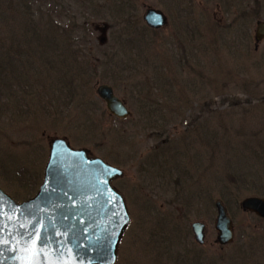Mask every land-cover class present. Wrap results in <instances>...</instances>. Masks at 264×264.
I'll return each instance as SVG.
<instances>
[{
	"label": "rangeland",
	"instance_id": "374dc122",
	"mask_svg": "<svg viewBox=\"0 0 264 264\" xmlns=\"http://www.w3.org/2000/svg\"><path fill=\"white\" fill-rule=\"evenodd\" d=\"M56 1L62 4L64 18L56 21L63 25V29L58 34L61 38H56V51L52 47L45 51L42 49L49 45L46 36H31L30 42L22 39L18 30L22 23L28 25V30L44 23L41 19L44 11L40 10L44 8L42 0H0V61L13 56L20 41L23 49L24 46L31 48L35 62L57 55V61L62 63L61 70L55 69L35 81L33 94L30 93L28 100H25L27 103L31 100L32 112L19 117L12 109L13 122L0 115V188L17 201L29 196L34 185L24 188L22 184L21 187L13 174L23 168L35 175L43 174L47 161V138L64 136L73 148H86L94 157L107 158L118 164L117 167L124 172L123 181H115L113 186L126 197L131 221L120 244L116 264H168L161 256L163 251L160 253L157 234L165 232L164 247L169 248L171 239L167 237H174L175 242L178 239L183 241L185 232L193 222L206 225V239L202 248L189 244L187 247L202 253L206 261L204 264H264V222H257L252 215L234 207L238 211L233 210L237 237L235 234L233 244L222 249L215 244L214 230L216 201L224 200L232 205L234 201L240 202L253 196V191L264 189V40L259 43L254 41L256 21L251 14L254 10L259 20L264 22V0H255L254 8L250 6V0H241V6L246 4L244 14L248 11L247 18L252 21L248 23L247 29L250 31L247 34L245 27L225 31L227 20L221 16L220 10L215 9V0H192V14L187 12L183 0H177L178 10L170 7L172 0H130L140 21L145 9L152 7L167 14L168 25L147 34L148 49L142 62H127L128 66L120 65L125 56L120 53L121 49L118 50L123 18H109L107 14L103 17L97 5V15L86 11L91 17L90 24L83 23V15L77 7L81 0ZM97 2L102 4V0ZM187 18L192 20L186 24ZM200 19L202 22L216 20L217 24L223 25L225 34H215L216 38L212 36L213 42L210 41L205 26L203 29L201 27V33L197 30L195 24ZM177 21L180 25H177ZM103 24L111 26L104 36L93 30V26L102 27ZM140 25L143 26L142 23ZM69 30L72 31L70 35L64 34ZM235 34L242 35L244 40L236 38ZM76 35L88 37L77 39L74 37ZM101 37H105L104 46L98 45ZM179 42L184 45L187 54L190 50L194 53L192 58L199 60L197 64H190L192 69H186L182 54L176 50ZM80 47L85 57L76 53ZM76 54L78 61L84 58L82 67L94 73L96 80L90 82H112L108 85L126 104L130 111L129 119L117 120L103 115L105 105L96 96L93 83L87 84L81 78L76 83H80L85 91L89 88L86 91L88 98L85 100L86 96L83 95L82 98L84 103L88 102L85 105L90 107L84 105L87 108H81L84 103L75 100L68 118L60 120L61 108L53 109L47 101L36 103L35 97H32H39V92L44 91L37 83L40 82L41 87L48 82L49 76L50 84L44 87L50 89L51 79L56 82L60 80L61 73L66 71L69 64L76 68L71 61ZM36 65L26 70L29 81H33L32 74L40 70ZM14 69L20 71L18 66ZM194 70L199 74H195ZM117 77L122 81L117 83ZM161 83L169 84L163 87ZM138 85H143L140 97L144 101L155 99L152 87L160 90L154 100L157 103L153 104L156 108L144 111V116L140 117L138 113H141V107L134 105ZM52 91L46 94L50 98L52 95L48 94H52ZM163 113L174 118V121L169 123V139L167 135V144L162 147L164 137L151 129L152 118L162 119ZM191 119L194 121L190 122ZM205 128L206 131L203 130ZM156 146L167 150L162 158H166L167 154L176 158V154L186 153L181 156L182 165H173L172 160L166 170L167 174L172 172L174 176L161 179L160 167H157L146 178L155 190L156 185L159 186L157 191L160 195L155 191L156 198L147 199L137 193L133 195L128 189L138 185L135 169L155 160L147 156L155 153ZM200 155H204L202 160H199ZM9 162L16 167L9 166ZM184 164L186 170L183 172ZM146 173L149 174V171ZM182 174L193 177V183L185 186L184 182L177 181L176 177ZM123 184L128 185V189H122ZM226 186L228 189L223 190ZM183 196L191 205L187 212L174 200H180ZM155 205L160 208L155 209ZM157 220L167 226L165 231L157 227ZM178 228L183 231L175 232Z\"/></svg>",
	"mask_w": 264,
	"mask_h": 264
},
{
	"label": "water",
	"instance_id": "95a60500",
	"mask_svg": "<svg viewBox=\"0 0 264 264\" xmlns=\"http://www.w3.org/2000/svg\"><path fill=\"white\" fill-rule=\"evenodd\" d=\"M144 21L152 29L166 22L151 9ZM263 37L259 25L256 38ZM97 93L111 115L128 116L110 88L101 86ZM50 149L44 183L33 200L18 206L0 191V264H114L128 216L110 181L122 173L61 140H53ZM243 207L264 217V202L248 200ZM216 208L217 242L224 245L232 240L231 223L223 207ZM203 229L192 226L199 244Z\"/></svg>",
	"mask_w": 264,
	"mask_h": 264
},
{
	"label": "trees",
	"instance_id": "16d2710c",
	"mask_svg": "<svg viewBox=\"0 0 264 264\" xmlns=\"http://www.w3.org/2000/svg\"><path fill=\"white\" fill-rule=\"evenodd\" d=\"M112 1H114L116 4L117 3L120 4L119 8L117 9L116 17L123 18V22L120 26L119 35H118V38L120 37V47L118 48V50L121 49V51H123L124 54L133 53L132 55V57L134 58L133 62L141 63L142 62L141 58L143 57V53L148 49L146 46L147 34L152 32L147 30L144 26L140 25L142 22L135 15V7L132 5L130 0H109V3H111ZM130 3L132 6H130ZM58 5L59 3L56 4L55 1L52 3L53 8H56ZM215 32H216V27H215ZM181 44L180 43L177 44L178 47L177 49L181 52H184L185 48L183 49V46ZM122 65L128 66L127 63L126 64L123 63ZM69 73L71 74V78H68L67 82L64 84L60 83L59 86L55 88V91L54 90L52 91L53 92L52 94H48V95H52V98L46 95L47 97L45 96L42 100L47 102L49 101V104L51 106L53 105V107L55 108H61L62 105L66 108L70 106L71 103L73 104L74 101L78 98L77 93L84 91V87L80 86V83H76L78 79L80 80V78L83 77V74L79 70L77 71L74 70L73 72H69ZM121 81L122 79H118L117 77V83ZM137 89H138V94L137 95L134 94V98H135L134 105L138 107L146 106L148 108H152L153 105L151 103L145 101L143 102L138 101L139 99H141L140 94H143V85H138ZM0 102L2 101L0 100ZM85 106L90 107L91 105H85ZM163 123L164 122H161L159 120H155L153 122V124L157 128H162ZM13 175L14 176L16 175L15 177L19 182L20 186H22V184L25 185L28 182H32V181L35 182L37 180L35 174L25 168L16 171L15 174ZM157 235H158L157 239L160 247V253L163 251L161 256H164L163 258L165 259L164 263H166L167 261L168 264H202L201 257L194 254L190 255V251L188 250V248H186L187 246L181 244L179 240L175 242V240H172L174 238L167 237V239H171L170 246L169 248H167L164 247V242H165L164 234L162 233ZM174 243H177V245L181 248L185 246L182 248L185 254L180 249H176Z\"/></svg>",
	"mask_w": 264,
	"mask_h": 264
},
{
	"label": "snow or ice",
	"instance_id": "6c2138e0",
	"mask_svg": "<svg viewBox=\"0 0 264 264\" xmlns=\"http://www.w3.org/2000/svg\"><path fill=\"white\" fill-rule=\"evenodd\" d=\"M29 264H31V262H29Z\"/></svg>",
	"mask_w": 264,
	"mask_h": 264
}]
</instances>
